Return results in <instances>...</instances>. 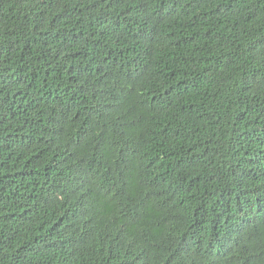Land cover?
<instances>
[{
	"label": "trees",
	"instance_id": "1",
	"mask_svg": "<svg viewBox=\"0 0 264 264\" xmlns=\"http://www.w3.org/2000/svg\"><path fill=\"white\" fill-rule=\"evenodd\" d=\"M0 264H264V0H0Z\"/></svg>",
	"mask_w": 264,
	"mask_h": 264
}]
</instances>
